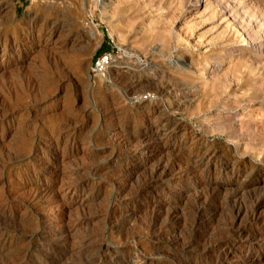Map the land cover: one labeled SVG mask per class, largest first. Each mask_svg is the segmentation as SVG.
Masks as SVG:
<instances>
[{"label":"rangeland","instance_id":"obj_1","mask_svg":"<svg viewBox=\"0 0 264 264\" xmlns=\"http://www.w3.org/2000/svg\"><path fill=\"white\" fill-rule=\"evenodd\" d=\"M106 1L1 0L0 228L5 235L0 239V264H264V0H120L116 9L102 13ZM210 9H226L249 43L224 49L218 38L221 30L208 20ZM158 10L163 14L154 17ZM51 32V43H56L46 50ZM210 41L207 55L203 46ZM196 44L202 46L192 47ZM103 46L114 58L135 61L134 66L141 68L144 62L152 64L174 86L192 90L184 109H176L174 92L159 91L158 79L147 82L143 92L135 95L137 100H153L162 114L170 113L169 137L160 133L145 138L144 133L155 130L156 118L153 123L133 105L137 100L127 99L129 79L122 83L107 74L90 75ZM176 62H181L182 71L173 68ZM229 64L234 77L220 74ZM131 134L139 139L134 141ZM134 143L143 148H135ZM196 145L202 147L199 154ZM151 169H156L152 179ZM148 180L152 183L146 189ZM202 188L208 192L213 188L210 193L216 200L201 205L207 211L197 217L196 196L210 194ZM254 205L258 220L252 224L253 239L240 241L224 233L227 223L250 227L245 214L235 213L238 206L250 210ZM219 242L229 247L222 249ZM82 248L87 251L81 255Z\"/></svg>","mask_w":264,"mask_h":264},{"label":"bare ground","instance_id":"obj_2","mask_svg":"<svg viewBox=\"0 0 264 264\" xmlns=\"http://www.w3.org/2000/svg\"><path fill=\"white\" fill-rule=\"evenodd\" d=\"M138 1V0H137ZM139 1H141V0H139ZM144 1V0H143ZM151 1V0H150ZM99 2V1H98ZM130 2V1H129ZM145 2V1H144ZM155 2V1H154ZM163 2V1H162ZM165 2V1H164ZM3 3V2H2ZM2 3H1V0H0V12H1V7H2ZM103 2H101V4H102ZM121 3V1L120 0H107L106 2H104L102 5H103V12H102V10H101V12L102 13H104V12H106V11H104V10H109V9H116L118 6H119V4ZM139 3V2H138ZM138 3H136V4H138ZM143 3V2H142ZM153 3V2H152ZM156 3H158L159 4V2H156ZM211 3V2H210ZM122 4V3H121ZM128 4V3H127ZM134 4V3H133ZM141 4V3H140ZM155 4V3H154ZM214 4V3H213ZM5 5V4H4ZM139 5V4H138ZM137 5V6H138ZM145 5V4H144ZM143 5V6H144ZM147 5H148V2H147ZM146 5V6H147ZM160 5V4H159ZM162 5V4H161ZM165 5V4H164ZM176 5H177V3H176ZM202 5H204V4H202ZM124 6V5H123ZM123 6H121V7H123ZM140 6V5H139ZM138 6V7H139ZM142 6V7H143ZM172 6V5H171ZM174 6V5H173ZM172 6V7H173ZM206 7L207 6H209V4L207 3L206 5H205ZM211 6V5H210ZM234 6V5H233ZM100 7H102L101 5H100ZM133 7V6H132ZM142 7H140V8H142ZM167 7V6H166ZM175 7V6H174ZM125 8V7H124ZM129 8V7H128ZM137 8V7H136ZM144 8V7H143ZM160 7H158V9H159ZM164 8V7H163ZM210 8V7H209ZM215 8V7H214ZM222 8V7H221ZM3 9V8H2ZM145 9H146V7H145ZM173 9V8H172ZM212 9V8H211ZM210 9V10H211ZM89 10V9H88ZM121 10V9H120ZM129 10V9H128ZM132 10V9H131ZM131 10H130V12H131ZM140 10H142L143 11V9H140ZM151 10V9H150ZM149 10V11H150ZM153 10V9H152ZM170 10V9H169ZM118 11V10H117ZM122 11V10H121ZM126 11H127V8H126ZM125 11V12H126ZM134 11V10H133ZM132 11V12H133ZM142 11H141V13H142ZM156 11V10H155ZM159 12H156V13H158L157 15H155L154 17H160L162 14H163V12L161 11L160 12V10H158ZM163 11H165V10H163ZM168 11V10H167ZM195 11V10H194ZM5 12V11H4ZM100 12V11H99ZM115 13H116V11H114ZM139 12V11H138ZM144 12H145V10H144ZM154 12V11H153ZM166 12V11H165ZM164 12V13H165ZM179 12V11H178ZM115 13H112V15H114V16H116L115 15ZM128 13H129V11H128ZM134 13V12H133ZM140 13V14H141ZM172 13V12H171ZM4 14H6V12L4 13ZM123 14V13H122ZM127 14V13H126ZM137 15H138V13H136ZM136 14H134V16H137ZM152 15H153V13H151ZM150 14V16H152ZM175 14V13H174ZM112 15H110V16H112ZM124 15V14H123ZM122 15V16H123ZM146 15H147V13H146ZM183 15V14H182ZM109 16V17H110ZM120 16V15H119ZM130 16V15H129ZM133 16V15H132ZM140 16V15H139ZM142 16V15H141ZM179 16V15H178ZM190 16V15H189ZM192 16V15H191ZM203 16V15H202ZM113 17V16H112ZM111 17V19L113 20L114 18H112ZM118 17V16H117ZM121 17V16H120ZM144 17V16H143ZM143 17H142V19H143ZM147 17H148V15H147ZM146 16H145V18H147ZM165 17V16H164ZM182 17V16H181ZM188 17V16H187ZM195 17V16H194ZM193 17V18H194ZM199 17V16H198ZM252 17V16H251ZM106 18H108V17H106ZM128 18H130V17H128ZM149 18H151V17H149ZM166 18V17H165ZM11 19V18H10ZM110 19V20H111ZM137 19H139L138 17H137ZM163 19V18H162ZM195 19V18H194ZM194 19H192V20H194ZM198 19V18H197ZM208 19V18H207ZM256 19V18H255ZM109 20V19H108ZM129 20V19H128ZM140 20V19H139ZM160 20V19H159ZM166 20H167V18H166ZM169 20V19H168ZM200 20V19H199ZM208 20H210L211 22H216L217 23V28L219 29V30H221L220 31V33H219V37L218 38H220V43H221V45H222V47H224V49L225 48H228V47H231V46H235V45H241L242 43L244 44V42H248V39H246L234 26H233V24H235L234 22H235V20L232 18V15L231 14H229V12H227V10L226 9H222L221 11H218V9L216 10V9H213V10H211V13L209 14V19ZM150 21H152V20H150ZM179 21V20H178ZM187 21H188V19H187ZM195 21V20H194ZM206 21V20H205ZM9 22V21H8ZM155 22V21H154ZM157 22V21H156ZM198 22V21H197ZM130 23V22H129ZM167 23V22H166ZM175 23V22H174ZM157 24V23H156ZM160 24H161V21H160ZM195 23H193V25H194ZM7 25V24H6ZM185 25V24H184ZM187 25V24H186ZM30 26H32V25H30ZM163 26V25H162ZM155 27H157V26H155ZM111 28V27H110ZM129 28V27H128ZM159 28H160V26H159ZM216 28V29H217ZM158 29V28H157ZM169 29V28H168ZM195 29V28H194ZM37 30H38V27H37ZM164 30V29H163ZM166 30V29H165ZM40 31H42L41 30V28H40ZM52 31V30H51ZM172 31V30H171ZM32 32V31H31ZM39 32V31H38ZM37 32V33H38ZM110 33H111V37L112 38H115V36H116V33H115V31L113 30V29H111L110 30ZM155 33V32H154ZM170 33V32H169ZM193 33V32H192ZM16 34V33H15ZM61 34V33H60ZM122 34V33H121ZM64 35V34H63ZM125 35V34H124ZM173 35V34H172ZM190 35H192V34H190ZM214 35V34H213ZM36 36V35H35ZM53 36H54V32H51L50 33V36H49V43H47L44 47H45V49L46 50H49L50 48V45H55V43L56 42H52L51 43V41H52V38H53ZM118 36V35H117ZM122 36V35H121ZM129 36V35H128ZM128 36H126V39H127V37ZM168 36V35H167ZM26 37V36H25ZM25 37H24V39H25ZM55 37H57V36H55ZM59 37V36H58ZM57 37V38H58ZM125 37V36H124ZM153 37V36H152ZM47 38V37H46ZM61 38V37H60ZM119 38V37H118ZM172 38V37H171ZM80 39V38H79ZM167 39V38H166ZM166 39H164V40H166ZM184 39V38H183ZM202 39H203V37H202ZM43 40H45L46 41V39H43ZM55 40V39H54ZM74 40V39H73ZM161 40V39H160ZM215 40V39H214ZM213 40V41H214ZM216 40H218V39H216ZM56 41H57V39H56ZM79 41V40H78ZM119 41H120V39H119ZM189 41V40H188ZM212 41V42H213ZM26 42H28V41H26ZM62 42V41H61ZM129 42V41H128ZM165 42V41H164ZM182 42V41H181ZM30 44H31V42H29ZM28 43V44H29ZM167 43V42H166ZM170 43V42H169ZM168 43V44H169ZM249 43V42H248ZM27 44V45H28ZM29 44V45H30ZM34 44V43H33ZM36 44V43H35ZM66 44V43H65ZM65 44H62V46H64ZM77 44V43H76ZM76 44L74 45V46H76ZM194 44V43H193ZM202 44V43H201ZM201 44H196V45H193L192 47H194V48H200L202 45ZM211 41L210 42H208V44L206 45H204L203 46V49H204V53H209L210 51H211ZM38 45V44H37ZM170 45V44H169ZM213 45V44H212ZM246 45H248V44H246ZM31 46V45H30ZM73 46V45H72ZM121 46L123 47V45L121 44ZM242 46H244V45H242ZM249 46V45H248ZM71 47V46H70ZM77 47V46H76ZM79 47V46H78ZM155 47V46H154ZM165 47V46H164ZM221 47V48H222ZM247 47V46H246ZM53 48V47H52ZM58 48V47H57ZM62 48V47H61ZM134 48V47H133ZM136 48V47H135ZM29 49V48H28ZM56 49V48H55ZM59 49V48H58ZM71 49H76L75 47L73 48H71ZM84 49V48H83ZM83 49H81L80 48V50H83ZM126 49V48H125ZM141 49V48H140ZM160 49V48H159ZM193 49V48H192ZM40 50H42L43 51V49H40ZM40 50H38L39 52H40ZM45 50V51H46ZM76 50H78V49H76ZM88 50V49H87ZM87 50H86V52H87ZM135 50V49H134ZM202 50V49H201ZM37 51V50H36ZM41 51V53H43ZM45 51H44V53H45ZM57 51V50H56ZM61 51H62V49H61ZM70 51V50H69ZM72 51V50H71ZM47 52V51H46ZM51 52V51H50ZM66 52V51H65ZM73 52H74V50H73ZM83 52V51H82ZM195 52V51H194ZM38 53V52H37ZM43 53V54H44ZM72 53V52H71ZM59 54V53H58ZM61 54V53H60ZM64 54H66V53H64ZM86 54V53H85ZM46 55V54H45ZM47 55H50V53L49 54H47ZM52 55V54H51ZM77 55V54H76ZM208 55V54H207ZM56 56V55H55ZM59 56V55H58ZM49 57V56H48ZM51 57V56H50ZM231 57V56H230ZM55 58L56 57H54L53 59L55 60ZM58 58V57H57ZM49 59V58H48ZM59 59H61V57L59 58ZM237 59V58H236ZM46 60V59H45ZM50 60V59H49ZM53 60V61H54ZM126 60V59H125ZM125 60H122V59H119V58H113V64H112V66L109 68V70H108V72H107V75H108V77H114L115 78V80L117 79L118 81H121L122 83L127 79H129L128 81H130L129 83H131V85H130V87H127V88H129V98H127L125 95V98H127L128 100H131V101H133V100H137V98L135 97V95H137L139 92H140V90L142 89V87H143V85H145V84H147V85H149L148 83L150 82V81H154L155 79H158V80H161V82L160 83H162L161 85H162V87H161V90L159 89V91L161 92V93H168V94H170L171 92H174V94H175V99H177V101H176V104H175V107H176V109H180L184 104H185V100H186V98L190 95V93L192 92V90H191V92H190V90L189 91H186V89L187 88H182L180 85L179 86H177V85H175L174 86V84H171L170 82H169V80L167 79L168 77H167V75L164 73V72H162V74H159V73H156L155 71L157 70H155V67H154V69H153V67H150L151 65L150 64H147L146 65V63L144 62V67L143 68H141V67H139V66H141V65H139L138 67L136 66H134V63H132V62H135V61H132L131 60V62H127V61H125ZM153 60V59H152ZM230 60V59H229ZM228 60V61H229ZM231 60H232V57H231ZM130 61V60H129ZM137 61V60H136ZM157 61V60H156ZM160 61V60H159ZM236 61H239V60H236ZM236 61H234V62H236ZM11 62V61H10ZM230 62V61H229ZM242 62V61H241ZM240 62V63H241ZM47 63V62H46ZM52 63V62H51ZM50 63V64H51ZM163 63V62H162ZM238 63L239 62H236V63H234L235 65L237 64L238 65ZM15 64V63H14ZM136 64V63H135ZM139 64H140V62H139ZM172 64V63H171ZM232 64V63H231ZM229 64L227 67H225L224 69H222V72L220 73V74H222V75H229V74H231V73H233L232 72V65H234V64ZM241 64H243V62L241 63ZM245 64V63H244ZM234 65V66H235ZM236 65V66H237ZM155 66V65H154ZM173 68L174 69H180L181 71L184 69H181L182 67H183V65L181 64V62H176V63H174L173 64ZM242 66H245V65H242ZM15 68H16V66H15ZM172 68V69H173ZM237 67H235V70H237L238 71V69H236ZM238 68H239V66H238ZM234 69V68H233ZM234 70V72H237V71H235ZM240 70H242L243 71V69H240ZM239 70V71H240ZM251 70V69H250ZM176 71V70H175ZM254 72V71H253ZM180 73V72H179ZM198 73V72H197ZM237 73H239V72H237ZM241 73V72H240ZM243 73H244V71H243ZM204 75H207V73H205ZM232 75V74H231ZM231 75H230V78H231ZM235 75V74H234ZM234 75H232L233 77H234ZM237 75H239V74H237ZM236 75V76H237ZM242 75V74H241ZM106 76V75H105ZM169 76V75H168ZM240 76V75H239ZM245 76V75H244ZM243 76V77H244ZM249 76V75H248ZM182 77V76H181ZM193 77V76H192ZM219 77H220V75H219ZM222 77V76H221ZM177 78V77H176ZM205 78V80H207V77L205 76L204 77ZM218 78V75H216V79ZM224 78H227V77H224ZM249 78V77H248ZM170 79H171V75H170ZM215 79V80H216ZM219 80V79H218ZM221 80V79H220ZM228 80H229V77H228ZM235 80H237V79H235ZM234 80V81H235ZM171 81V80H170ZM183 81V80H182ZM222 81H223V79L221 80V83H222ZM226 81V80H225ZM224 81V82H225ZM230 81V80H229ZM233 81V80H232ZM231 81V82H232ZM239 81V80H238ZM245 81V80H244ZM148 82V83H147ZM156 82H159V81H156ZM179 82H181V81H179ZM185 83H186V81H184ZM184 82H181V85H182V83H184ZM228 82V81H227ZM116 84H117V81L115 82ZM128 83V82H127ZM174 83H176V82H174ZM204 83V82H203ZM208 83V82H207ZM152 84V83H151ZM157 84V83H156ZM159 84V83H158ZM180 84V83H179ZM187 84V83H186ZM185 84V85H186ZM243 84V83H242ZM262 84V83H261ZM155 85V84H154ZM188 85V84H187ZM210 85V84H209ZM219 85V84H218ZM223 85H224V83H223ZM231 85V84H230ZM229 85V86H230ZM151 86V85H150ZM228 86V85H227ZM173 87V88H172ZM191 87V86H190ZM216 87V86H215ZM143 88H145V87H143ZM158 88V87H157ZM195 88V87H194ZM219 88V87H218ZM217 88V89H218ZM103 89V88H102ZM191 89H193V88H191ZM221 89V88H220ZM226 89V88H225ZM154 90V89H153ZM188 90V89H187ZM213 90H215V88H213ZM219 90V89H218ZM142 92H143V89L141 90ZM148 91V90H147ZM235 91V90H234ZM249 91V90H248ZM102 92V91H101ZM124 92V91H123ZM146 92V91H145ZM155 92H157V91H155ZM220 92V91H219ZM164 93V94H165ZM99 94H101V93H99ZM167 94V95H168ZM172 94V93H171ZM173 94V95H174ZM194 94V93H193ZM232 94V93H231ZM119 95V94H118ZM157 95V94H156ZM223 95H225V93L223 94ZM228 95V94H227ZM161 96V95H160ZM163 97H164V95H162ZM218 96V95H217ZM172 97V96H171ZM195 97V96H194ZM210 97V96H209ZM162 98V97H161ZM165 98H167L166 96H165ZM168 98H169V100H172V102H174L173 101V99H170V97L168 96ZM193 98V97H192ZM163 99V98H162ZM160 100L161 102L163 101V100ZM190 99V98H189ZM204 99V98H203ZM148 100V99H147ZM168 100V101H169ZM187 100H188V98H187ZM191 100V99H190ZM189 100V101H190ZM201 100V99H200ZM212 100V99H211ZM217 100V99H216ZM116 101H117V99H116ZM165 101V100H164ZM163 101V102H164ZM167 101V100H166ZM167 101V102H168ZM193 101V100H192ZM225 101V100H224ZM112 102V101H111ZM160 102V103H161ZM162 102V103H163ZM219 101H217V103H218ZM256 102V101H255ZM157 103V102H156ZM155 103V104H156ZM161 103V104H162ZM221 103V102H220ZM234 103V102H233ZM164 104V103H163ZM199 104V103H198ZM135 107L136 106H138V107H136V109L137 110H140V109H143V111H144V113L149 117L148 119H154V118H156V120L154 121V120H152V122L154 121L155 122V124L154 125H152V126H154L155 127V130L154 129H152V130H148L146 133H144V136L145 135H148V136H152V135H155V136H157V135H159L160 133H163V135L164 136H166V137H169V135L167 134L168 132H167V128H168V126L167 125H169L171 122H172V116L170 115V113L169 114H162L159 110V108L157 107V105L155 106V105H153V100H150V101H143V100H141V99H139V100H137L134 104H133ZM189 105L191 106L192 104H191V102L189 103ZM163 106V105H162ZM167 106V105H166ZM165 106V107H166ZM168 106H172V104L170 103V105H169V103H168ZM186 107H188V105H185ZM220 107V106H219ZM226 107V106H225ZM164 108V107H163ZM183 109L185 108V107H182ZM198 108V107H197ZM126 109V108H125ZM171 109V108H170ZM193 109V108H192ZM209 109V108H208ZM168 110H169V108H168ZM171 110H173V106H172V109ZM207 110V109H206ZM164 111V110H163ZM176 110H174V112H175ZM187 111V110H186ZM194 111V110H193ZM109 112V111H108ZM107 112V113H108ZM165 112H166V110H165ZM171 112V111H170ZM195 112V111H194ZM89 113V112H88ZM172 113H173V111H172ZM198 113V112H197ZM111 114V113H110ZM134 114V113H133ZM142 114V113H141ZM189 114V113H188ZM120 115V114H119ZM121 116V115H120ZM199 116V115H198ZM261 116V115H260ZM115 117V116H114ZM139 117H141L140 115H139ZM76 118V117H75ZM190 118V117H189ZM251 118V117H250ZM147 120V119H146ZM190 120V119H189ZM175 121V120H174ZM257 121V120H256ZM71 122H73V121H71ZM151 122V123H152ZM153 122V123H154ZM78 123H81V122H78ZM264 123V122H263ZM256 124V123H255ZM251 125V124H250ZM152 126H150L151 128H152ZM186 126V125H185ZM263 126H264V124H263ZM146 127H149L148 125L146 126ZM203 127V126H202ZM257 127H259V124H258V126ZM69 128V127H68ZM76 128V127H75ZM173 128V127H172ZM171 128V129H172ZM183 128V127H182ZM185 128V127H184ZM169 129V128H168ZM170 129V130H171ZM174 130V129H173ZM132 131V130H131ZM189 131V130H188ZM256 131V130H255ZM80 132V131H79ZM139 132V131H138ZM173 132V131H172ZM189 132H191V131H189ZM120 133V132H119ZM184 133V132H183ZM182 133V134H183ZM186 133H188V132H186ZM132 134H134L133 132H132ZM131 134V135H132ZM189 135V134H188ZM130 136V135H129ZM133 136V140L135 141L136 140V138H138L139 139V137H135L134 135H132ZM179 136V135H178ZM194 136V135H193ZM162 137V136H161ZM256 137H257V135H256ZM92 138V137H91ZM123 138V137H122ZM126 138V137H125ZM145 138H146V136H145ZM153 138H155V137H153ZM160 138V137H159ZM159 138H158V140H159ZM187 138V137H186ZM195 138V137H194ZM86 139V138H85ZM84 139V140H85ZM89 139H90V137H89ZM88 139V140H89ZM128 139V138H127ZM129 139H130V137H129ZM131 139V140H132ZM137 139V141L139 142V140ZM148 140H149V138H147ZM150 139H151V137H150ZM162 139V138H161ZM203 139H204V137H203ZM88 140H86V141H88ZM132 140V141H133ZM141 140H143L144 141V138L143 139H140V141ZM152 140H154V139H152ZM157 140V141H158ZM174 140V139H173ZM176 140H177V138H176ZM199 140V139H198ZM257 140V139H256ZM262 140V139H261ZM90 141V140H89ZM129 141V140H128ZM133 141V142H134ZM156 141V142H157ZM160 141V140H159ZM178 141V140H177ZM185 141V140H184ZM195 141V140H194ZM146 142H148L147 140H146ZM151 143H152V141H150ZM154 142V141H153ZM190 142V141H189ZM193 142V141H192ZM140 143V142H139ZM145 143V142H144ZM202 143H203V141H202ZM130 144V143H129ZM133 144V143H132ZM135 144V143H134ZM186 144V143H185ZM188 144H191V143H188ZM195 144V143H194ZM32 145V144H31ZM136 145V144H135ZM140 145V144H139ZM180 145V144H179ZM206 145V144H205ZM137 146V147H136ZM135 146V148H137V149H139V148H141V147H138V144ZM144 146V145H143ZM213 146V145H212ZM216 146V145H215ZM186 147V146H185ZM190 147V146H189ZM189 147H187V149L189 148ZM193 147V146H192ZM219 147V146H218ZM244 147V146H243ZM34 148V147H33ZM143 148V147H142ZM181 148V147H180ZM211 148V147H210ZM224 148V147H223ZM185 149V148H184ZM196 151H197V153L199 154V152L201 151V149H202V147L201 146H199V145H196ZM222 149V148H221ZM227 149V148H226ZM22 150V149H21ZM151 150V149H150ZM192 150V149H191ZM206 150H209V149H207L206 148ZM250 150V149H249ZM249 150H248V152H249ZM32 151V150H31ZM184 151V150H183ZM205 151V150H204ZM193 152V151H192ZM208 152V151H207ZM29 153V152H28ZM31 153V152H30ZM227 153H229V152H227ZM187 154H188V152H187ZM203 154V153H202ZM226 154V153H225ZM19 155H21L22 156V154H19ZM18 155V156H19ZM201 155V154H200ZM203 155H205V154H203ZM230 155V154H229ZM236 155V154H235ZM2 156H4V155H2ZM15 156V155H14ZM223 156V155H222ZM250 156V155H249ZM16 157V156H15ZM23 157V156H22ZM197 157H198V155H197ZM207 157V156H206ZM213 157V156H212ZM218 157H220L219 155H218ZM228 157V156H227ZM232 157H234V156H232ZM236 157H237V155H236ZM254 157V156H253ZM20 158V157H19ZM222 158V157H221ZM242 158V157H241ZM4 160H6L5 158H3ZM3 159H1V161L3 160ZM243 159V158H242ZM8 160V159H7ZM23 160V159H22ZM198 160V159H197ZM208 160V159H207ZM234 160H236V159H234ZM250 160V159H249ZM248 160V161H249ZM14 161H17V160H14ZM201 161V160H200ZM225 161V160H224ZM223 161V162H224ZM10 161H8V163H9ZM13 162V161H12ZM202 162V161H201ZM231 162V161H230ZM236 162V161H235ZM234 162V163H235ZM1 163V162H0ZM8 163H5V165L6 164H8ZM168 163V162H167ZM232 163V162H231ZM254 163V162H253ZM252 163V164H253ZM164 164H166V163H164ZM163 164V165H164ZM257 164V163H256ZM4 165V164H3ZM20 165V164H19ZM168 165V164H167ZM187 166V165H186ZM244 166V165H243ZM255 166V165H254ZM3 167V166H2ZM5 167V166H4ZM89 167V166H88ZM156 167V166H155ZM158 167H159V165H158ZM231 168V167H230ZM233 168V167H232ZM243 168V167H242ZM171 169V168H170ZM179 169V168H178ZM89 170V169H88ZM152 170V169H151ZM202 171V170H201ZM228 171V170H227ZM235 171V170H234ZM253 171V170H252ZM152 172V175L150 176L151 177V179L152 178H154L155 177V173H156V169L154 170H152L151 171ZM167 172V171H166ZM174 172V171H173ZM245 172V171H244ZM197 173V172H196ZM218 173V172H217ZM249 173H250V171H249ZM249 173H247V174H249ZM239 174V173H238ZM193 175H194V173H193ZM245 175H246V173H245ZM245 175H244V177H245ZM202 176V175H201ZM248 176V175H247ZM246 176V177H247ZM250 176H251V173H250ZM254 176V175H253ZM196 177V176H195ZM210 177V176H209ZM162 178V177H161ZM160 178V179H161ZM199 178V177H198ZM206 178V177H205ZM150 179V178H149ZM150 179V180H151ZM150 180H148V181H145L146 182V185H145V188L146 189H148V188H150L149 187V185H151V181ZM199 180V179H198ZM197 180V181H198ZM206 180H207V178H206ZM202 181H204V180H202ZM207 182V181H206ZM205 182V183H206ZM202 184H204V182L202 183ZM208 185H209V183H208ZM219 186V185H218ZM202 187H203V185H202ZM213 187H215V185L213 186ZM217 187V186H216ZM215 187V188H216ZM242 187V186H241ZM240 187V188H241ZM264 187V186H263ZM204 188V187H203ZM203 188H202V190H203ZM235 188V187H234ZM261 188H262V186H261ZM142 189V188H141ZM200 189H201V187H200ZM208 189V188H207ZM207 189L205 188L203 191L205 192V190H206V192L207 193H210L211 191H213V188H210V189H212L210 192H208L207 191ZM231 189V188H230ZM217 190H218V188H217ZM216 190V191H217ZM138 191V190H137ZM140 191V190H139ZM138 191V192H139ZM237 191H239V188H238V190ZM137 192V193H138ZM194 192H195V190H194ZM223 192V191H222ZM224 192H225V190H224ZM230 192V191H229ZM137 193L135 192V194L137 195ZM196 193V192H195ZM195 193H193V195L195 194ZM200 193V192H199ZM218 193H219V191H218ZM227 193V192H226ZM234 193H236L235 191H234ZM37 194V193H36ZM36 194H34V195H36ZM216 194V193H215ZM232 194V193H231ZM139 195V194H138ZM198 195V194H197ZM217 195V194H216ZM224 195V194H223ZM229 195V194H228ZM236 195V194H235ZM37 196H38V194H37ZM97 196V195H96ZM134 196V195H133ZM196 196V195H195ZM35 197V196H34ZM190 197V196H189ZM188 197V198H189ZM192 197V196H191ZM194 197V196H193ZM192 197V198H193ZM218 197V196H217ZM225 197H226V195H225ZM33 198V197H32ZM188 198H186V199H188ZM191 198V199H192ZM223 198V197H222ZM236 198V197H235ZM260 198V197H259ZM34 200H35V198H33ZM190 199V198H189ZM194 199V198H193ZM220 199V198H219ZM30 200H32V199H30ZM29 200V201H30ZM38 200V199H37ZM214 200H216V196H214V195H212L211 193L210 194H207V195H205V194H201L200 193V195H198V196H196V198H195V201H194V203L196 204V207L194 208L195 209V215L198 217L199 215H201V214H203V213H205L206 211H207V209H204V208H202V206L201 205H207V204H211ZM227 200H229V199H227ZM234 200V199H233ZM192 201V200H191ZM28 202V201H27ZM26 202V203H27ZM189 202V201H188ZM224 202V201H223ZM236 202V201H235ZM242 202H244V201H242ZM241 202V203H242ZM29 203V202H28ZM34 203V202H33ZM32 203V204H33ZM214 203V202H213ZM104 204V203H103ZM102 204V205H103ZM186 204V203H185ZM191 204H192V202H191ZM195 204H193V205H195ZM243 204V203H242ZM249 204V203H248ZM253 204V203H252ZM251 204V205H252ZM26 205V204H25ZM28 205V204H27ZM189 205V204H188ZM192 205V206H193ZM217 205V204H216ZM228 205V204H227ZM239 205V204H238ZM247 205V204H246ZM250 204L248 205V206H251ZM190 206V205H189ZM188 206V207H189ZM218 206V205H217ZM233 206V205H232ZM26 207V206H25ZM24 207V208H25ZM32 207V206H31ZM30 207V210L32 209ZM187 207V206H186ZM205 207V206H204ZM245 207H247V206H245ZM255 207H256V205H254L253 206V209H250L249 210V208L247 209V208H245L244 209V207L243 206H238L236 209H237V213H235V214H237V215H242V214H245V217H248V218H246V219H244V220H246L247 221V219H249L250 221H251V225H250V227H236L235 225H234V223H227V219H226V222H224L225 223V225H226V223H227V225H226V230L224 231V233L225 234H228V235H230V236H232L233 238H237V239H239L240 241L241 240H245L246 238H248V237H255L256 236V230L254 229V225H252L254 222H257V220H258V218H257V216H256V214H255ZM27 209V208H26ZM29 209V208H28ZM162 209V207L160 208V210ZM173 209V208H172ZM191 209H192V207H191ZM191 209H190V212L189 213H191ZM215 209H216V207H215ZM104 210V209H103ZM156 210V209H155ZM100 211V210H99ZM157 211H158V209H157ZM162 211V210H161ZM165 211V210H164ZM193 211V210H192ZM223 211V210H222ZM234 211V210H233ZM1 212H3V211H1ZM122 212V211H121ZM153 212V211H152ZM225 212V211H224ZM260 212H261V210H260ZM5 213V212H4ZM166 213H167V208H166ZM172 212H171V210H170V214H171ZM174 213V212H173ZM214 213H215V211H214ZM221 213V212H220ZM264 213V212H263ZM1 214H3V213H1ZM34 214H35V212H34ZM34 214H32V215H34ZM160 214V213H159ZM165 214V213H164ZM233 214V213H232ZM261 214V213H260ZM105 215V214H104ZM107 215V214H106ZM126 215V214H125ZM185 215V214H184ZM187 215H188V213H187ZM262 215V214H261ZM260 215V216H261ZM4 216H5V214H4ZM118 216V215H117ZM176 216V215H175ZM189 217H190V215H188ZM215 216V215H214ZM222 216V215H221ZM244 216V215H243ZM111 217V216H110ZM165 217V216H164ZM163 217V218H164ZM167 217H168V214H167ZM166 217V218H167ZM231 217V216H230ZM237 217V216H236ZM245 217H242V218H245ZM32 219L34 218V217H31ZM157 218H158V215H155V217H154V223L156 222V221H158L157 220ZM162 218V219H163ZM165 218V219H166ZM169 218H170V216H169ZM187 218V217H186ZM196 218V217H195ZM194 218V220H196ZM221 218V217H220ZM262 218V217H261ZM1 219V218H0ZM3 219V218H2ZM5 219V218H4ZM203 219V218H202ZM233 219H234V217H233ZM232 219V220H233ZM241 219V218H240ZM37 220V219H36ZM164 220V219H163ZM167 220H169V219H167ZM171 220V219H170ZM174 220V219H173ZM243 219H241V221H242ZM244 220L242 221V222H244ZM3 221V220H2ZM5 221V220H4ZM33 220H31V222H32ZM41 221V220H40ZM165 221V220H164ZM191 221V220H190ZM192 221H193V216H192ZM191 221V222H192ZM221 221V220H220ZM223 221V220H222ZM240 221V220H239ZM260 221V220H259ZM262 221H264L263 219H262ZM1 222V221H0ZM166 222V221H165ZM165 222H163V224L165 223ZM168 223H169V221H167ZM235 222V221H234ZM241 222V223H242ZM249 222V221H248ZM157 223H159V222H157ZM161 223V222H160ZM189 223V222H188ZM217 223V222H216ZM224 223H223V225H224ZM246 223V222H245ZM5 224H7V223H5ZM31 224H33V223H31ZM30 224V225H31ZM37 224H38V221H37ZM39 224H40V222H39ZM38 224V225H39ZM145 224H147V223H145ZM167 224V223H166ZM190 224V223H189ZM243 224V223H242ZM261 224V223H260ZM158 225V224H157ZM9 226H10V224H9ZM8 226V227H9ZM21 226V225H20ZM27 226L28 225H26V227L25 228H23V229H26L27 228ZM33 226V225H32ZM32 226H31V229H32ZM152 226V225H151ZM151 226H149V227H151ZM163 226V225H162ZM4 227V226H3ZM6 227V226H5ZM14 227H15V225H14ZM153 227V226H152ZM158 227H161V226H158ZM157 227V228H158ZM220 227V226H219ZM264 227V226H263ZM156 228V229H157ZM190 228H192L191 226H190ZM198 228V227H197ZM201 228V227H200ZM223 228V227H222ZM19 229V228H18ZM223 229H225V227L223 228ZM13 230V229H12ZM16 230V229H15ZM29 230V229H28ZM160 230H161V228H160ZM183 230V229H182ZM193 230V229H192ZM214 230V229H213ZM221 230V229H220ZM262 230V229H261ZM25 231V230H24ZM23 231V232H24ZM30 231V230H29ZM190 231V230H189ZM188 231V232H189ZM195 231V230H194ZM222 231V230H221ZM259 231V230H258ZM155 232V231H154ZM213 232V231H212ZM30 232H28V234H29ZM33 233V232H32ZM185 233V232H184ZM186 233H187V231H186ZM216 233V232H215ZM31 234V233H30ZM37 234V233H36ZM188 234V233H187ZM186 234V235H187ZM191 234V233H190ZM195 234V233H194ZM4 232L2 231V229L0 228V239H1V237L3 238L4 237ZM170 235V234H169ZM189 235V234H188ZM191 235H193V234H191ZM209 235V234H208ZM220 235H222V232H221V234ZM156 236V235H155ZM185 236V235H184ZM183 236V237H184ZM190 236V235H189ZM226 236V235H225ZM30 237V236H29ZM174 237V236H173ZM218 237V236H217ZM221 237V236H220ZM260 237V236H259ZM181 238H182V236H181ZM219 238V237H218ZM5 239V238H4ZM167 239V238H166ZM176 240H177V238H175ZM191 239V238H190ZM189 239V240H190ZM221 239H224V236H223V238H221ZM253 239V238H252ZM251 239V240H252ZM257 239L258 240H260L261 239V237H260V239L257 237ZM264 239V238H263ZM13 240V239H12ZM54 240V239H53ZM52 240V241H53ZM57 239H55V241H56ZM183 240V239H182ZM187 240H188V236H187ZM219 240V239H218ZM230 240V239H229ZM262 240V239H261ZM28 241H30V240H28ZM180 241V240H179ZM186 241V240H185ZM193 241V240H192ZM215 241V240H214ZM217 241V240H216ZM224 241V240H223ZM264 241V240H263ZM263 241H261V243L263 242ZM11 242H13V241H11ZM31 242V241H30ZM86 242V241H85ZM171 242V241H170ZM169 242V243H170ZM174 242V241H173ZM180 242H182V241H180ZM254 242V241H253ZM256 242V241H255ZM4 243V242H3ZM55 243V242H54ZM178 243V242H177ZM183 243V242H182ZM186 243V242H185ZM184 243V245H186L187 246V244H185ZM190 243V242H189ZM192 243V242H191ZM208 243V242H207ZM235 243V242H234ZM171 244V243H170ZM230 244V243H229ZM8 245L9 244H7V247H8ZM34 245V244H33ZM174 245V244H173ZM173 245H171V246H173ZM193 245V244H192ZM228 246V244L227 243H223V242H219L218 243V246H220V248H222L223 246ZM239 245V244H238ZM6 246V245H5ZM10 246V245H9ZM32 246V245H31ZM180 246H181V244H180ZM183 246V245H182ZM190 246V245H189ZM233 246V245H232ZM251 246V245H250ZM12 247V246H11ZM29 247V246H28ZM27 247V248H28ZM37 247V246H36ZM229 247V246H228ZM238 247V246H237ZM249 247V246H248ZM181 248V247H180ZM185 248V247H184ZM224 248V247H223ZM222 248V249H223ZM252 248V247H251ZM8 249H9V247H8ZM40 249V248H39ZM168 249V248H167ZM186 249V248H185ZM217 249V248H216ZM15 250V249H14ZM18 250V249H17ZM25 250V249H24ZM30 250V249H29ZM53 250V249H52ZM157 250V249H156ZM161 250H163V249H161ZM233 250V249H232ZM87 251V248H82V249H80V253H81V255H82V253H84V252H86ZM143 251V250H142ZM152 251V250H151ZM158 251V250H157ZM156 251V252H157ZM159 251H160V249H159ZM186 251V250H185ZM201 251H203V250H201ZM18 252V251H17ZM220 252V251H219ZM19 253H20V251H19ZM38 253V252H37ZM145 253V252H144ZM165 253V252H164ZM198 253H199V251H198ZM204 253V252H203ZM31 254V253H30ZM33 254V253H32ZM35 254V253H34ZM142 254V253H141ZM158 254V253H157ZM18 255V254H17ZM38 255V254H37ZM40 255H41V253H40ZM80 255V254H79ZM87 255V254H86ZM86 255H83L84 257H88V256H86ZM138 255H140V253L138 254ZM168 255V254H167ZM197 255V254H196ZM199 255V254H198ZM208 255V254H207ZM11 256V255H10ZM24 256H25V254H24ZM24 256H21L20 255V257L22 258V257H24ZM143 256V255H142ZM44 257V256H43ZM77 257H79L78 255H77ZM140 257V256H139ZM211 257V256H210ZM212 257H213V255H212ZM14 258V257H13ZM18 258V257H17ZM81 258V257H80ZM79 258V259H80ZM83 258V257H82ZM86 258H85V261H86ZM204 258V257H203ZM214 258V257H213ZM216 258V257H215ZM222 258V257H221ZM79 259H77V260H79ZM144 259V258H143ZM220 259V258H219ZM232 259V258H231ZM16 260V262L18 261L17 259H15ZM14 260V261H15ZM225 260V259H224ZM13 261V260H12ZM84 261V260H83ZM182 261V260H181ZM184 261V260H183ZM198 261V260H197ZM208 261V260H207ZM210 261V260H209ZM15 262V263H16ZM76 262V261H75ZM80 262V261H79ZM92 262V261H91ZM126 262V261H125ZM206 262V261H205ZM216 262V261H215ZM214 262V263H215ZM8 263V262H7ZM90 263V262H89ZM93 263V262H92ZM187 263V262H186ZM196 263V262H195ZM235 263V262H234ZM115 264V263H114ZM176 264V263H175ZM183 264V263H182ZM223 264V263H222Z\"/></svg>","mask_w":264,"mask_h":264},{"label":"built area","instance_id":"obj_3","mask_svg":"<svg viewBox=\"0 0 264 264\" xmlns=\"http://www.w3.org/2000/svg\"><path fill=\"white\" fill-rule=\"evenodd\" d=\"M113 58L114 55L110 52L98 55L91 64L90 75L94 77H105L113 64Z\"/></svg>","mask_w":264,"mask_h":264},{"label":"trees","instance_id":"obj_4","mask_svg":"<svg viewBox=\"0 0 264 264\" xmlns=\"http://www.w3.org/2000/svg\"><path fill=\"white\" fill-rule=\"evenodd\" d=\"M108 49H109L108 47L103 46L102 49H101V53L99 55L104 54V53H109Z\"/></svg>","mask_w":264,"mask_h":264}]
</instances>
